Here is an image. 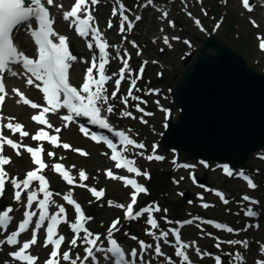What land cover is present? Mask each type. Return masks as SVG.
<instances>
[{
  "label": "snow or ice",
  "instance_id": "1",
  "mask_svg": "<svg viewBox=\"0 0 264 264\" xmlns=\"http://www.w3.org/2000/svg\"><path fill=\"white\" fill-rule=\"evenodd\" d=\"M99 0H75L74 4L71 6L70 10H65L62 12V18L65 21H70V26H74L79 37L88 39L91 36V40L88 41L87 47L92 49L94 46L99 50V55H94L92 58L91 66L87 68L85 74V81L79 89L74 87L69 83V69L72 66V62L76 61L78 58L69 50L68 38L64 35L59 34L54 28L55 23L52 19L50 10L48 6L54 4V0H0V107L4 105L5 97L7 95L5 83H4V73L11 72L12 76H17L18 72L14 71L11 67L12 65H19L24 73L27 75V85L34 86L38 88L44 96L45 104L41 105L31 100L24 98V94L20 92L18 88H14L12 91L21 97L24 104L29 105L32 109H42L39 114L33 115L31 119L40 125H46L47 128H52L53 126L49 123L46 118V114L49 112L55 114L61 109H66L69 114L61 117L65 121V127H67L71 122H73L74 117L84 116L89 118V122L94 125H99L101 128H106L111 130V126L108 123L107 116L102 115V109L107 113L113 112V106L108 104L109 97L105 94L106 88L105 84L112 79V76L106 74V65L109 63L108 52L109 44L105 39H103V34L97 26L94 25L95 17L92 14L91 6L97 5ZM151 3V0H149ZM243 4L246 8L251 11V6L248 0H243ZM47 5V6H46ZM56 7L63 9V5H56ZM120 9H123V5H119ZM113 16L117 15V9H113ZM122 15V14H121ZM164 17H167V12H165ZM137 20L140 17H136ZM199 23V21H197ZM253 23H255L253 21ZM125 24H127L130 30L133 27L131 21L128 20L126 15H122V22L120 24V32L125 31ZM24 26L25 32H27L33 39L36 46V55L34 58L29 57L24 51L20 50L16 43L14 42V34L18 32L20 26ZM109 27H112L111 21H109ZM174 26V25H173ZM167 38H165V43H167ZM135 46V42H133ZM261 49H264V39L261 40ZM139 55V53H137ZM117 55L119 53L117 52ZM125 56H128L125 53ZM123 67L120 69L118 76L119 78L115 80V91L112 92V98H116L117 93L120 91V85L125 79V73H131V68L128 63V59L125 57H120ZM96 75H93V72ZM143 68L140 69L142 74ZM136 80H131V87L129 89L128 95L123 99V103L127 105L128 97L133 100H139V97L133 96L132 89L135 88ZM63 97V98H62ZM21 101H17L20 103ZM107 105L105 108L104 106ZM138 111L143 112L144 109L140 108L139 105L136 106ZM124 116H132L131 112H124ZM0 117V121H2ZM14 118H9L7 124L0 123V196L4 194L5 185L7 182H11L13 185L14 199L16 202H20L22 195L27 193V203L26 211L24 212V218L19 222L18 228L7 235L6 239H0V245H20L18 250L10 252L9 256L14 260L21 262V264H36L38 257L31 254L28 250L37 244V236L41 229L46 232L44 247L52 246L50 251V258L45 261V264H61V259L63 261L69 262V264H86L88 261L98 264L96 261V252H104L105 258H108L109 254L111 258H114V264H137L138 253L136 249H132L130 254H126L122 246L114 239L113 231H118L117 225L120 220L117 219L108 228V240L110 242V247L102 248L98 245L100 241V235L94 234L85 225L88 220L92 217L85 215L81 205L73 198V194L69 191L67 194L63 195V200L67 202L68 205L74 206V211L77 214L76 219L69 221L67 219V210L63 205H56V201L52 199L53 193L49 190V182L45 175H43L44 169L48 165L44 162L43 154L44 149L42 144L39 147L33 148L31 146L23 145L15 142L13 139L4 136L3 129L7 128L13 133H19L21 137L29 136V132L24 131V125L21 123H12ZM81 132L84 135H89L87 129L81 126ZM56 135H49L45 130H40L37 134L33 135L31 138L37 142L48 141L55 147H63L69 149L71 146L67 143H60L59 133L60 128H55ZM116 135L120 138V142L124 145V150L122 152L117 151V145L113 143L112 140L101 137L104 143L107 144L108 148L112 150L111 160L115 161V167L126 169L128 173H134L137 176H148L147 172H142L140 168L135 166V161L129 159L124 155V152L128 151V146L138 149H144L145 145L143 143H138L136 140L130 138L123 131L117 132ZM93 140H97L95 134L91 137ZM10 146L15 150L16 155H21L20 149L24 148L27 153L30 154L32 163L36 166L32 170L27 171L26 177L23 179L9 178L7 172L4 169L5 165L11 163V158L3 155L4 146ZM77 151H81L77 149ZM83 155L87 153L81 152ZM142 155L143 153H139ZM48 156H55L54 152H48ZM149 160H163V156L159 155H149L147 157ZM53 170L61 175L63 180H65L69 185L75 184L76 177L70 174L68 170L64 168V165L57 163L52 166ZM185 167H188L185 165ZM224 171L231 176L232 172L227 167ZM107 176L111 179L122 180L126 186H130L132 189L130 193L131 202L127 205L119 204L114 205L124 209L125 217L129 220H136L140 217L146 216V224L150 226L146 230V234L155 237L157 243L154 248V252L157 257L163 256L164 253L161 250L159 241L163 239L165 243H169L170 232L174 235L175 239V255L181 257L183 264H191L190 258L186 253V249L190 247L188 243H185L181 239L180 231L177 228H172L167 231H160L157 235L156 231L159 229L160 225L153 215L156 212L161 211L158 205L145 206L139 211H134V207L137 204V200L140 194H146L148 189L137 182L136 179L129 178L127 176H117L114 175L111 170L107 171ZM241 176L243 174L241 173ZM79 179L81 181L87 180L88 177L86 173L81 170L79 173ZM248 181L251 188L255 189L257 185L252 182L248 177H244ZM33 182H38V188H33ZM80 187L87 188L86 184L79 185ZM94 197L101 199L104 196L103 190H97L95 188L89 189ZM43 195V199H40V195ZM59 195V194H57ZM222 197L221 193H217ZM243 200L248 201L250 197L244 196ZM227 203V200L224 201ZM38 205V212L33 211V205ZM110 206L112 202H109ZM56 205L57 211L54 213L49 212V207ZM205 208L209 207L208 204L203 205ZM167 211L166 209L164 210ZM13 208L11 206L0 211V229L7 231L10 223L13 221V216L11 213ZM246 215L249 217H255L257 213L252 209L246 211ZM36 217L35 223H33V218ZM167 221V217H164ZM47 226L45 227V222ZM172 223L171 221H167ZM61 223L68 224L71 232L74 234L73 238L70 240V246L76 247L77 241H81L83 244L87 245L85 248L86 255L81 258L76 255L75 259L72 258V254L69 251H64L61 257L60 249L65 243V236L59 233V225ZM192 221H184L183 224H191ZM209 223H212L209 221ZM32 228L31 238L24 241L21 244L19 237L22 233H25ZM215 227L218 229H224L226 226L220 223H216ZM226 230L229 233L234 231L233 228L227 227ZM83 233V235H81ZM133 239H138L133 237ZM229 244H243L247 247V241L229 240ZM139 246L141 252L139 254L140 264H150L149 261L144 259V253L148 249H152V244H147L144 241H139ZM217 248L220 247L218 243ZM264 251V248L261 249ZM196 252L200 253V249L196 248ZM206 255L212 256V253H207ZM203 259V255H201ZM237 261H243V257L239 254H235ZM168 264H171V258L168 257ZM216 264H222L221 257L216 255L214 257ZM256 264H264V261H257Z\"/></svg>",
  "mask_w": 264,
  "mask_h": 264
},
{
  "label": "rangeland",
  "instance_id": "2",
  "mask_svg": "<svg viewBox=\"0 0 264 264\" xmlns=\"http://www.w3.org/2000/svg\"><path fill=\"white\" fill-rule=\"evenodd\" d=\"M73 1V0H72ZM120 3H122V0H119ZM124 2H128V0H123ZM185 3H188L186 7L183 6V11L181 13V18L177 19L179 21H181L182 23V27L178 28L177 31L175 32V34L178 35H183L184 37H188V30L186 28H184L183 26L186 25L187 28L191 31L194 32V30H196V27L194 26L195 23H197V21H199V23H203V21L200 19V17L197 14V9H199L198 7L195 6L194 4V0H184ZM183 1V2H184ZM209 1V5H211L212 3H218L217 0H208ZM55 2L57 3V1L55 0ZM183 2L181 0H178V4L179 5H183ZM192 2V3H190ZM220 4H221V0H219ZM223 3V2H222ZM227 7H226V13L227 15H232L233 18L237 15L238 18V22H241L243 24H249L250 22H255L261 25L260 30H264V19H260L257 20L255 18H253V16L251 15V11H249V9H244V12L242 13L241 10H238L237 8L240 7V3L238 0H228L227 1ZM225 7V6H224ZM243 8V7H242ZM224 11V10H223ZM222 11V12H223ZM221 12V13H222ZM146 17H150L151 14L150 13H146L145 15ZM184 17H186V19H184ZM116 19V18H115ZM97 23L99 24V26H101L104 22L103 20H101L100 18H97ZM191 24H192V29L191 28ZM248 26V25H247ZM157 31V27L155 28V32ZM190 33V32H189ZM237 33H232L231 35L233 36V40H241L239 41L240 46L242 44H244V41L247 42L249 40V42H247L245 49L243 51L244 54H246V56L249 58V64L254 67L258 72H260V70H262V67L264 68V54H262L258 48H256V44L255 41L253 40V35L252 33H248L247 31V27L243 26H237ZM111 36V38H116L115 33L111 32L109 33L108 31H106L105 34V40L107 41V43L109 44V51H111L112 49H114V47L116 46V43H114L113 41H111V39L109 38ZM192 37V36H191ZM225 38H230L229 36H223ZM193 38V37H192ZM248 39V40H247ZM193 41L195 42V40L193 39ZM195 44L197 45L198 43L195 42ZM174 52H167L166 54L162 55V59L163 61L167 64V69L165 70L164 65H160V64H156L154 62H144L147 65V73H146V82H145V87H152L151 85L154 84V88H159L161 90V94L159 97L157 98H153L151 103L155 106V108H157L158 105H164V106H168L171 107L173 109V114L175 115V120L176 117L178 116V111L177 108L175 107V105L173 104L171 98H170V89L171 86L167 83V82H161L159 80V77L156 76L157 72H163L164 76L168 79L174 80L176 81V79L179 77V71L175 68L174 64L177 63V61H181L184 62V64H188L194 56L187 58L183 60L182 54H184V52L186 51V47H183V43H179V44H175L174 45ZM181 46V47H180ZM164 49V48H163ZM163 49H159L158 47L155 48L154 51V55L152 56L151 60L156 59L160 54V52ZM165 50V49H164ZM175 53H177L178 55L176 56ZM260 65V66H259ZM262 66V67H261ZM83 71H85V68L83 69ZM151 79V81H149ZM110 101L114 100L115 104L116 100L115 98L113 99H109ZM11 107V108H10ZM11 112H16L14 110H12V102L9 104V106L7 107V111L6 114L8 116V118H14L13 116H11ZM18 112V111H17ZM30 112H28L29 114ZM27 113H25L24 117H21L19 120L17 119H13L12 123H21L25 125V131H31V125L32 123L30 122V120L28 119V115ZM164 117L163 114L157 113V115L153 118L150 119L148 124L146 125L143 122H139L137 120L134 121H125L123 123V127H126L127 129L131 128L134 135L139 138L142 141H145L147 143L148 147H151L150 143L152 141H157L159 142L162 134H163V122H164ZM9 122V121H8ZM7 122V123H8ZM140 124L142 126H148L149 128L144 129L142 135H139L137 133L136 126ZM62 126V125H61ZM61 129V128H60ZM130 131V129H129ZM10 133H13L12 131H10ZM53 133H55V130H53ZM14 134V133H13ZM61 135H62V142L63 143H67V141H71L72 142V146L71 149H74L76 147H82L84 149H87L90 153H91V157L88 159H81L77 156H74L72 160H69L68 154H64L65 156L61 157L62 159L60 160V154L62 153V150L59 149L56 151L55 155H56V160L62 161V162H68L71 165H77L78 169H85L87 171H89L91 173V182L92 183H96L99 184L98 186H100V184L102 186H106L108 188V200L103 201L101 204L97 205L95 208H91L95 213H98L96 215L95 218V226H97L98 228L102 226L101 230L104 232H99V234L101 235H108V220L114 217H117L118 215H120L119 217H122V213L119 212L120 211V207H116L114 210L110 209V206L108 205L109 202H114L115 200L119 201V200H124L125 198H127V190L124 189L119 183L117 182H108L105 178H104V170L106 168H110L112 166V163L110 162V160L105 157L104 151L99 148V147H95V146H90L88 143L85 144L83 141L79 140L77 133L75 132L74 129L72 130H61ZM25 140L26 138L23 137ZM166 152L169 151L168 149L165 150ZM72 152V151H71ZM143 151L140 150H135V153H137L139 155L140 160H145V158H143V154L140 155L139 153H142ZM264 152V151H262ZM262 152L258 153L261 154ZM258 154L254 157L252 156V158L250 159V161L244 166V169H251L252 172H254L257 175V179L258 181H256V185L257 187L255 189L251 188V187H247L245 185H243L242 183H239L237 180V178L235 176H233L232 178H226L224 176H222V172L220 173L219 170H216L217 168V164L216 162H211L212 163V169L208 170V174L207 177L208 179H210V182L212 183V185H215L217 187H219V190L222 192H227V194L230 193V197L226 198L227 202H229L230 198L232 199V205L236 202L235 199V193H246V192H251V191H257L258 189L264 190V166L263 164L260 163L259 158H258ZM9 156L10 153H6V156ZM13 157V156H12ZM196 160V159H195ZM17 162V163H16ZM30 168V163L28 162L27 158L22 157L21 159H16L13 157V162L12 164L9 166V172H8V177L9 178H24L26 177V169ZM102 169H104L102 171ZM169 166L168 165H154L152 167V172L154 174V178L155 181H158V185L157 187H154L153 184L152 185V189H153V198H149V200L152 201H157L161 204L162 208H163V214L171 217V219L173 220H178V219H182V218H186L188 216H190L191 214H195V213H208L210 216H214V217H223L224 218H228L227 216H225V214L227 212H230L229 207H224L223 205H221L220 203L217 202H223L224 201L220 200V198L217 196V193L213 190H209V191H201L199 187H195L193 186L187 179V174H185L184 172H180L177 173V175L174 176H170L169 175ZM12 173H17L20 176H15ZM158 173H161L160 175ZM163 174V175H162ZM169 175V176H168ZM200 175L201 177L204 176V170L200 169ZM184 178V179H182ZM102 188V187H101ZM68 187L65 186L64 190H67ZM183 189H189L192 192V197L191 200L187 203L182 201V197L180 196V191H182ZM225 190V191H224ZM7 191H14V187L10 184L7 185ZM65 192L63 191L62 194H64ZM61 194V195H62ZM196 194H200V196H202L205 200H207L208 202L212 203L214 208L208 210L207 212L203 211L200 207H198V201H197V195ZM59 200L61 201V196L58 197ZM62 202V201H61ZM178 203H181L182 207H180V205H178ZM171 204L172 207H169V205ZM167 210L166 212L164 210ZM175 209H179L178 211H175ZM105 218H107L108 220L105 221ZM230 218V217H229ZM127 224L124 223L123 227H125V230H127L126 228ZM129 226L131 227V223L129 224ZM132 227L134 228V230H136L138 233L140 234H144V229L147 227L146 225H141V224H137V225H132ZM130 229V228H129ZM165 228H162L161 231H165ZM169 230V228H167ZM158 233L160 231H157ZM124 233V232H123ZM194 237V234H193ZM252 237L255 238L254 242H257L256 247L254 249V252L251 253L252 257H256L257 254H259V251L264 248V244H262V242H264V227L263 229L254 234ZM155 238V237H154ZM156 240V239H155ZM260 240V241H258ZM261 244V246L259 244Z\"/></svg>",
  "mask_w": 264,
  "mask_h": 264
},
{
  "label": "water",
  "instance_id": "3",
  "mask_svg": "<svg viewBox=\"0 0 264 264\" xmlns=\"http://www.w3.org/2000/svg\"><path fill=\"white\" fill-rule=\"evenodd\" d=\"M177 67L182 74L171 85L180 115L172 119L164 147L242 167L264 148V75L216 37L188 66ZM199 182L208 184V178Z\"/></svg>",
  "mask_w": 264,
  "mask_h": 264
},
{
  "label": "bare ground",
  "instance_id": "4",
  "mask_svg": "<svg viewBox=\"0 0 264 264\" xmlns=\"http://www.w3.org/2000/svg\"><path fill=\"white\" fill-rule=\"evenodd\" d=\"M60 4H62V3L60 2L57 5H60ZM60 9L61 8L55 7L54 10H53V14H54L55 19H56L57 22H59ZM67 9H68V7L63 8L64 11L67 10ZM22 38L25 39V48L26 49H31L32 48V44L30 42H28V40L26 39V37L22 36ZM13 110L17 112L19 110H22V108H13ZM144 184H145V182H144Z\"/></svg>",
  "mask_w": 264,
  "mask_h": 264
},
{
  "label": "trees",
  "instance_id": "5",
  "mask_svg": "<svg viewBox=\"0 0 264 264\" xmlns=\"http://www.w3.org/2000/svg\"><path fill=\"white\" fill-rule=\"evenodd\" d=\"M245 44H246V43L242 44V45H241V48H240V46H239L238 43L232 44V46H233L236 50H238L239 52H241V51H243V50L245 49V47H244ZM184 156H185V155H184Z\"/></svg>",
  "mask_w": 264,
  "mask_h": 264
}]
</instances>
